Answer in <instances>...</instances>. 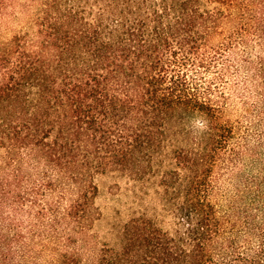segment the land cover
I'll return each instance as SVG.
<instances>
[{
    "label": "trees",
    "instance_id": "obj_1",
    "mask_svg": "<svg viewBox=\"0 0 264 264\" xmlns=\"http://www.w3.org/2000/svg\"><path fill=\"white\" fill-rule=\"evenodd\" d=\"M0 264H264V0H0Z\"/></svg>",
    "mask_w": 264,
    "mask_h": 264
},
{
    "label": "rangeland",
    "instance_id": "obj_2",
    "mask_svg": "<svg viewBox=\"0 0 264 264\" xmlns=\"http://www.w3.org/2000/svg\"><path fill=\"white\" fill-rule=\"evenodd\" d=\"M100 189L96 204L103 216L95 226V233L104 238L112 221H117L131 212L159 206L155 193L153 178L146 175L142 181H131L127 178L102 175L97 178ZM168 220V218H167Z\"/></svg>",
    "mask_w": 264,
    "mask_h": 264
}]
</instances>
